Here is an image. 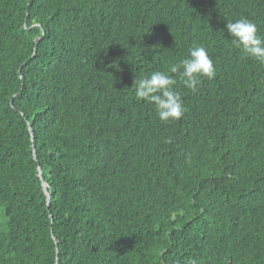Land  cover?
Wrapping results in <instances>:
<instances>
[{"label": "trees", "instance_id": "trees-1", "mask_svg": "<svg viewBox=\"0 0 264 264\" xmlns=\"http://www.w3.org/2000/svg\"><path fill=\"white\" fill-rule=\"evenodd\" d=\"M240 18L264 37V0H0V264H264V65L231 44ZM194 45L216 75L168 73L186 111L162 122L134 79Z\"/></svg>", "mask_w": 264, "mask_h": 264}, {"label": "clouds", "instance_id": "clouds-1", "mask_svg": "<svg viewBox=\"0 0 264 264\" xmlns=\"http://www.w3.org/2000/svg\"><path fill=\"white\" fill-rule=\"evenodd\" d=\"M226 30L235 48L241 49L249 58L264 65V37L257 35L255 23L247 18H240L234 22L228 21ZM168 73H178L183 86L192 91L197 89L201 78L211 80L216 75L207 49L194 45L189 50L188 56L172 64L167 72L155 71L150 75L135 77L132 89L136 99L154 105L157 116L162 122L178 121L186 111L181 95L173 88L176 81ZM188 264H196V262L190 260Z\"/></svg>", "mask_w": 264, "mask_h": 264}, {"label": "water", "instance_id": "water-1", "mask_svg": "<svg viewBox=\"0 0 264 264\" xmlns=\"http://www.w3.org/2000/svg\"><path fill=\"white\" fill-rule=\"evenodd\" d=\"M27 127H28V131L30 133V136H32V131H31L30 125L27 124ZM32 156L35 159V152H34V148L33 147H32ZM37 169H38V176H39L40 180L42 181V178H41V169H40V167H37ZM41 186H42L43 193H44V195L46 197V201L48 202V200H49V194L46 191V185H45V183L43 181L41 182ZM56 253H57V250H56ZM55 259L57 260V257Z\"/></svg>", "mask_w": 264, "mask_h": 264}]
</instances>
